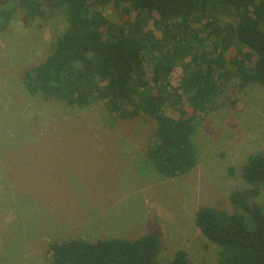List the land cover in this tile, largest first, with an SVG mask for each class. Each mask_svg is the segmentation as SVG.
<instances>
[{
  "label": "rangeland",
  "instance_id": "rangeland-1",
  "mask_svg": "<svg viewBox=\"0 0 264 264\" xmlns=\"http://www.w3.org/2000/svg\"><path fill=\"white\" fill-rule=\"evenodd\" d=\"M119 4L99 10L116 23L133 20L135 13L124 17L125 3ZM220 15L222 23L233 21ZM194 27L208 38L204 28ZM65 29L60 15L25 23L19 13L0 33V264H52L48 247L57 241H135L149 234L160 238L163 264L181 250L191 264H217L222 249L202 236L196 212L210 206L235 213L231 194L251 189L242 168L250 156L264 155V86L241 89L229 81L199 114L196 167L168 179L148 154L154 121L144 115L117 119L103 102L80 110L29 95L23 74L46 59ZM147 30L160 37L153 22ZM232 49L229 57L236 55ZM185 73L176 65L171 85L179 86ZM164 112L178 117L172 108ZM56 137L109 141L80 142L81 152L60 158L39 153L40 141ZM254 200L264 207V188Z\"/></svg>",
  "mask_w": 264,
  "mask_h": 264
},
{
  "label": "trees",
  "instance_id": "trees-1",
  "mask_svg": "<svg viewBox=\"0 0 264 264\" xmlns=\"http://www.w3.org/2000/svg\"><path fill=\"white\" fill-rule=\"evenodd\" d=\"M122 1L123 16L134 12L133 20L116 23L99 10ZM19 13L25 23L57 15L66 21L46 59L23 74L29 95L80 110L103 102L117 119L144 115L154 121L148 154L168 179L196 167L199 114L229 81L241 89L264 86V0H0V33ZM221 13L233 21L222 23ZM151 22L160 37L147 30ZM232 48L236 55L229 57ZM179 64L186 73L172 86L169 77ZM166 108L178 117L165 114ZM242 179L251 189L231 194L235 213L210 206L196 212L202 236L222 249L217 264H264V207L254 200L264 188L263 154L249 157ZM160 252L153 234L135 241L72 238L48 247L52 264H163ZM171 264L191 263L181 250Z\"/></svg>",
  "mask_w": 264,
  "mask_h": 264
},
{
  "label": "crops",
  "instance_id": "crops-1",
  "mask_svg": "<svg viewBox=\"0 0 264 264\" xmlns=\"http://www.w3.org/2000/svg\"><path fill=\"white\" fill-rule=\"evenodd\" d=\"M93 141L95 145L101 146L102 143H108V139L105 138H48L40 141L39 145H42L39 149V153L45 155H54L56 158H60L63 155H68L74 152H81L78 147L80 142Z\"/></svg>",
  "mask_w": 264,
  "mask_h": 264
}]
</instances>
